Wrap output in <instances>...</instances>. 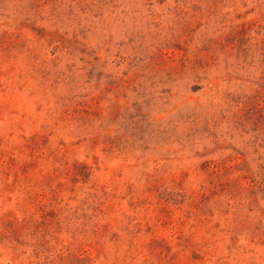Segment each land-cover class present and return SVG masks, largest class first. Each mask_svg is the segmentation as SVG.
I'll use <instances>...</instances> for the list:
<instances>
[{"label": "rangeland", "instance_id": "374dc122", "mask_svg": "<svg viewBox=\"0 0 264 264\" xmlns=\"http://www.w3.org/2000/svg\"><path fill=\"white\" fill-rule=\"evenodd\" d=\"M0 264H264V0H0Z\"/></svg>", "mask_w": 264, "mask_h": 264}]
</instances>
